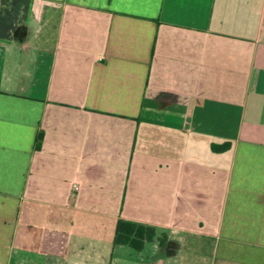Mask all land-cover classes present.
Segmentation results:
<instances>
[{
  "label": "crops",
  "instance_id": "0c3cea01",
  "mask_svg": "<svg viewBox=\"0 0 264 264\" xmlns=\"http://www.w3.org/2000/svg\"><path fill=\"white\" fill-rule=\"evenodd\" d=\"M0 264H264V0H32L0 38Z\"/></svg>",
  "mask_w": 264,
  "mask_h": 264
},
{
  "label": "trees",
  "instance_id": "16d2710c",
  "mask_svg": "<svg viewBox=\"0 0 264 264\" xmlns=\"http://www.w3.org/2000/svg\"><path fill=\"white\" fill-rule=\"evenodd\" d=\"M32 15V0H0V38L11 39L20 23ZM43 133L40 132L36 148L42 145ZM231 147V142L223 144L213 143L212 149L223 152ZM156 235L155 227L144 225L125 218H119L114 236V244H130L137 250H142L147 241L153 240ZM164 243L166 237H161Z\"/></svg>",
  "mask_w": 264,
  "mask_h": 264
}]
</instances>
